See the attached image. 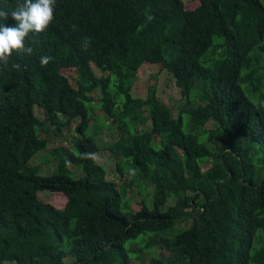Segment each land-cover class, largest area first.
Returning <instances> with one entry per match:
<instances>
[{
	"label": "trees",
	"instance_id": "1",
	"mask_svg": "<svg viewBox=\"0 0 264 264\" xmlns=\"http://www.w3.org/2000/svg\"><path fill=\"white\" fill-rule=\"evenodd\" d=\"M21 3L0 0V10ZM187 5L56 0L47 31L26 40L32 54L0 64V264H130L155 247L148 264H264V0ZM44 55L53 59L42 67ZM142 64L166 72L184 98L177 118L154 86L132 96ZM95 91L116 132L106 149L117 171L151 189L150 209L132 212L105 169L79 158L99 150ZM70 122L72 145L51 150L54 170L41 175L30 160L47 146L43 125L59 132Z\"/></svg>",
	"mask_w": 264,
	"mask_h": 264
},
{
	"label": "rangeland",
	"instance_id": "2",
	"mask_svg": "<svg viewBox=\"0 0 264 264\" xmlns=\"http://www.w3.org/2000/svg\"><path fill=\"white\" fill-rule=\"evenodd\" d=\"M184 5L192 3L194 0H181ZM264 42V36H263ZM63 76H67V72H62ZM69 80L70 77H68ZM148 86L155 87L156 97L160 103L165 105L170 110V116L172 118H177L178 111L184 103V98L180 96L178 89L174 86L172 80L166 72L159 71V67L153 64H142L138 69L134 79L133 85L131 88V94L134 97L145 98L146 91ZM98 97L99 94L97 91L92 94L90 105L92 106L91 124L93 126L100 125L96 129L95 142L98 145L97 159L95 160L96 164L102 166L105 169L106 180L113 182L116 188H123L124 190V199L129 200V208L132 212H136L140 206H145L150 209V188H143L140 184L137 186L132 182V176L130 173H121L117 171V161L119 157L112 156L107 151V145L113 141L116 137V132L114 126L110 125V122L103 119L98 108ZM34 116L42 121L44 116L41 110L35 106L32 107ZM60 122L64 119H60ZM109 127V129H108ZM214 124L208 122L206 124V129H213ZM147 128V125L141 127L140 130ZM41 135L47 140V146L44 151L37 152L30 160V164L36 165L39 167V172L41 175H49L54 170L55 162L50 159V151L60 147H70L74 140L73 133V123L67 124L64 128H61V131L55 132L54 127L45 123L42 127ZM209 145V144H208ZM210 146V145H209ZM212 148V146H210ZM213 149V148H212ZM71 151L72 148H70ZM261 158V154H257ZM210 165V162L207 163V167ZM71 173L74 178H79L81 173L78 169L69 166ZM147 194V195H146ZM152 195V193H151ZM37 196L43 202L50 204L54 208L61 209L65 204V197L60 193H50L47 191L38 192ZM150 196V197H149ZM141 203V204H140ZM171 204V202H169ZM188 224V222H186ZM185 226V224H183ZM128 243L125 244L127 247ZM159 250L155 247L153 250L145 251L140 255L139 259L133 258L130 261V264H148L151 257H156L159 255ZM65 264H71L70 259L64 260Z\"/></svg>",
	"mask_w": 264,
	"mask_h": 264
},
{
	"label": "clouds",
	"instance_id": "3",
	"mask_svg": "<svg viewBox=\"0 0 264 264\" xmlns=\"http://www.w3.org/2000/svg\"><path fill=\"white\" fill-rule=\"evenodd\" d=\"M56 0H23L11 13L0 10V18L7 21L9 16L15 21L14 26L0 24V64L7 65L13 54L19 56H30L33 49L27 46L26 40L30 33L39 34L47 31L49 25L54 21V10ZM152 19L151 16L148 17ZM75 28V26H73ZM90 41L85 38L82 44L86 51ZM53 57L44 55L40 58L41 66H47ZM12 67L19 70L21 64L13 63ZM26 67V66H25ZM82 160H96L97 154L91 152L79 153ZM66 165H71L70 160L65 161Z\"/></svg>",
	"mask_w": 264,
	"mask_h": 264
}]
</instances>
